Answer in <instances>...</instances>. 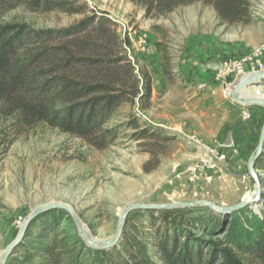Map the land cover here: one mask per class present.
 <instances>
[{
  "label": "rangeland",
  "instance_id": "1",
  "mask_svg": "<svg viewBox=\"0 0 264 264\" xmlns=\"http://www.w3.org/2000/svg\"><path fill=\"white\" fill-rule=\"evenodd\" d=\"M75 1L89 15L95 13L105 20L87 24L85 31L70 37L54 35L46 47L67 46L76 56L105 61L92 68L74 64L71 72L75 75L89 71L100 79L107 74L129 79L125 63L130 62L139 85L143 76L148 79L151 96L143 101L135 98L115 112L106 128L116 133V139L102 150L45 125L24 126L16 114L0 105V255L41 205L71 208L87 234L105 242L114 235L122 211L131 206L207 201L230 207L247 193L251 198L254 191L247 164L261 136L264 107L225 100L222 91L234 77L237 62L246 72L253 65L264 66V0H249L247 14L238 15L242 21L218 14L214 6L226 0H182L183 4L173 7L158 0ZM237 3L243 6L244 1ZM82 18L0 6V24L23 23L33 30L58 31ZM248 90H259L264 96V80ZM243 112L250 118L241 119V124L249 127L251 120L256 121L251 147L228 154L218 170L200 173L197 180L188 182L185 169L198 162L205 147L230 141L236 146L232 119L239 120ZM132 122L135 129L130 127ZM258 161L259 200L227 215L237 228L242 224L250 228L241 221L250 213L264 218V146ZM181 172V181L173 179ZM160 210L203 218L196 235L205 240L217 241L226 234L224 229L207 237L199 231L208 228L212 216L221 219L220 213L204 205ZM160 210L132 211L125 219L124 232L135 229L152 244L148 215L156 218ZM60 211L54 214L58 221L52 234L45 225L52 214L34 218L22 246L12 250L5 264H47L43 250L53 244L64 262H90L97 250L79 237L70 214Z\"/></svg>",
  "mask_w": 264,
  "mask_h": 264
},
{
  "label": "trees",
  "instance_id": "2",
  "mask_svg": "<svg viewBox=\"0 0 264 264\" xmlns=\"http://www.w3.org/2000/svg\"><path fill=\"white\" fill-rule=\"evenodd\" d=\"M181 1L158 0V3L166 2V6L173 3V7L183 4ZM237 1L240 0H226V3H217L214 7L224 19L242 21L238 15L247 14L249 0H243V6ZM0 6L9 9L23 6L32 13L41 14L83 15L76 25L58 31L33 30L23 23L0 24V105L10 114H16L24 126L45 125L98 150L106 148L116 139V133L106 128L108 121L122 105L135 98L139 101L150 99L148 79L143 76L139 85L130 62L125 63L129 79L116 74H107L100 79L89 71L75 75L71 72L74 64L92 68L105 61L92 56H76L67 46L46 47L54 35L66 38L80 34L87 29V24L101 23L105 19L95 13L89 15L85 6H76L75 0H0ZM123 43L129 45L127 40ZM133 123L130 127L135 129L136 124ZM258 166L259 161L256 162ZM58 212L62 213L59 209H50L36 218L45 219L52 214L51 222L45 224L49 234L55 232L54 225L58 220L54 214ZM220 214L221 219L216 221L212 216L208 228L199 230L207 237H214L226 229L220 240L212 241L211 238L205 240L197 236L198 225L204 224L201 217L195 220L180 210H160L155 218L149 212V229L152 232L148 236L152 244L145 242L147 237L135 229L125 231L116 247L107 251L97 250L90 262L82 263L249 264L244 262L248 259L250 264H264V218L250 213L251 220L247 216L241 220L246 226L250 225L245 229L242 223V227L237 228L235 223L228 222L229 214ZM33 221L25 233L32 228ZM22 244L20 241L12 253ZM55 251V244L44 248L47 264H74L64 262L62 254Z\"/></svg>",
  "mask_w": 264,
  "mask_h": 264
},
{
  "label": "water",
  "instance_id": "3",
  "mask_svg": "<svg viewBox=\"0 0 264 264\" xmlns=\"http://www.w3.org/2000/svg\"><path fill=\"white\" fill-rule=\"evenodd\" d=\"M264 80V70H261L253 75H249L247 78L237 82L234 87L232 88V91L230 93L229 99L235 103H238L240 105H255V106H263L264 107V99H244L243 98V92L246 89L250 88H258L260 86L261 81ZM263 146H264V124L262 126L261 136L259 139V142L257 144V147L254 149L253 153L249 157L248 160V172L249 176L254 180L255 186L252 198L241 200L239 203L230 206V207H221L217 206L213 203L207 202V201H201L196 203H185V204H168L163 206H149V205H135L131 206L129 208H126L122 211L118 225L116 228V231L114 235L105 242H97V240H92V238L88 236H84V230L81 225L80 220L74 213V211L62 204H45L41 205L38 208L34 210V212L29 216V218L23 223L21 226V229L17 235V237L12 240L8 246L4 249L2 255L0 256V264H5L7 261V258L10 256L12 250L19 244V242L22 240L25 231L30 224V222L36 218L41 213L50 210V209H59L63 211H67L72 219L75 222V225L78 230L79 237L93 250H110L118 245V243L123 238V232L125 227V219L126 217L135 210H160V209H174V208H185V207H195V206H201L204 205L207 208L213 210L214 212L221 213V214H230L231 212L240 210L244 208L245 206L254 203L259 200L260 198V185L258 181V176L255 172V164L257 160L260 158V156L263 153Z\"/></svg>",
  "mask_w": 264,
  "mask_h": 264
},
{
  "label": "built area",
  "instance_id": "4",
  "mask_svg": "<svg viewBox=\"0 0 264 264\" xmlns=\"http://www.w3.org/2000/svg\"><path fill=\"white\" fill-rule=\"evenodd\" d=\"M253 65V64H252ZM264 66H251L247 72L244 70L243 65L239 62L235 66V75L231 81L227 84L225 90L222 91V96L225 100H229L230 93L234 85L239 82L243 76L252 75L254 72H259L263 69ZM257 69V70H256ZM249 114L243 112L241 114L242 120L249 119ZM202 157L198 159V162L192 166H189L185 169V173L188 174L187 181H195L199 178V174H210L215 170H218L222 164H224L228 159V154H237V147L233 141H230L228 144H217L214 146L205 147L202 150ZM183 172L175 173L173 179L181 181ZM207 180L210 179V176L205 177Z\"/></svg>",
  "mask_w": 264,
  "mask_h": 264
},
{
  "label": "crops",
  "instance_id": "5",
  "mask_svg": "<svg viewBox=\"0 0 264 264\" xmlns=\"http://www.w3.org/2000/svg\"><path fill=\"white\" fill-rule=\"evenodd\" d=\"M241 115H239L238 117L240 118L239 120L236 119L233 120L232 119V123L234 124L232 129H233V137L235 139L236 142V147H237V152L239 148H242L243 151H247L251 145L253 144V138H254V134H255V124L256 121L251 120L249 127L245 126V124H241ZM230 122V123H231ZM245 121H243L242 123H244ZM248 195L245 194L242 199H244L246 196ZM241 199V200H242Z\"/></svg>",
  "mask_w": 264,
  "mask_h": 264
},
{
  "label": "bare ground",
  "instance_id": "6",
  "mask_svg": "<svg viewBox=\"0 0 264 264\" xmlns=\"http://www.w3.org/2000/svg\"><path fill=\"white\" fill-rule=\"evenodd\" d=\"M248 76H249V75H248ZM248 76H243L239 81H241V80L247 78ZM253 88H254V87H253ZM250 89H251V88H250ZM254 93H255V94H254ZM242 96H243L244 99H264V96L261 95V93H260L259 90L250 91V90L246 89V90H244ZM248 196H249V195H248ZM248 196H247L246 198L242 199V200L250 199V196H249V197H248ZM252 196H254V194H252ZM251 198H252V197H251ZM253 209H254V208H253ZM20 229H21V227H20ZM20 229L18 230V232H17V234L15 235L14 239L17 237V235H18ZM83 230H84V228H83ZM87 233H88V232H87L86 230H84V236H88V237H90ZM90 238H92V237H90ZM14 239H13V240H14ZM94 239H95V238H92V240H94ZM96 240H97V239H96ZM94 241H95V240H94ZM97 242H100V241L97 240ZM2 253H3V252H2ZM2 253H1V255H2ZM1 255H0V256H1Z\"/></svg>",
  "mask_w": 264,
  "mask_h": 264
}]
</instances>
